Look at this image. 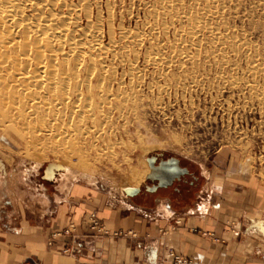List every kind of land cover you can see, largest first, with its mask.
Instances as JSON below:
<instances>
[{"label": "rangeland", "instance_id": "obj_1", "mask_svg": "<svg viewBox=\"0 0 264 264\" xmlns=\"http://www.w3.org/2000/svg\"><path fill=\"white\" fill-rule=\"evenodd\" d=\"M63 1V12L78 3ZM82 1L90 9L91 19L79 16L78 26L100 18L102 41L106 43V22L115 25V41L102 55L108 65L103 78L111 84L113 94L118 93L114 78L126 85L127 94L112 100L115 109L124 105L122 115L115 112L111 132L94 138V148L80 152L87 160L82 166L76 158L82 146L74 144L75 139L48 133L44 125L33 120L28 122L29 132H25L19 121L8 122L9 118L0 115V159L7 171L16 169L21 177L13 190L0 185V197L8 199L1 201L0 207H10L6 201L16 197L24 228L38 227L42 250L69 257L59 251L58 243L48 244L53 231L74 223L83 239L91 232L88 215L98 214V207L119 209L129 204L138 208L136 200L148 197L144 189L150 184L146 158L176 157L189 171L186 183L178 186V192L173 187L158 190L156 193L164 195L147 201L152 207L169 206L165 208L171 218L166 225L173 228L176 218H181V224L191 210L193 216L205 215L216 226H228L235 239L245 240L248 258L264 257V0ZM30 13L26 10L23 16ZM197 19L207 28L191 37L188 27ZM119 26L142 33L141 44L127 37L120 39ZM13 35L22 42L20 30H13ZM53 46L57 48L55 42ZM1 54L5 61L0 63V102L5 106L0 111L7 115L10 98L19 90L14 80L22 70L37 67L15 53L13 46ZM153 56L158 58L155 63L149 59ZM129 73L134 75L129 77ZM21 108L25 114L31 113L25 104ZM37 108L35 104V113ZM50 164H67L87 178L72 180L69 185L73 189L65 194L59 189L64 170L49 169ZM145 167L147 173L134 183L140 189L135 196L125 192L124 196L112 186L131 184ZM46 171L52 174V178L47 176L49 180L45 179ZM182 196L191 199L188 209L170 202ZM205 201L208 213L199 214L197 205ZM81 204L88 205L87 210H80ZM155 207L147 210L149 215L153 216ZM146 219L144 225L149 226L152 219ZM250 225L252 229H246ZM160 227L155 226L156 234L163 233ZM91 234L98 244L116 240ZM168 249L173 248L162 252L163 260Z\"/></svg>", "mask_w": 264, "mask_h": 264}, {"label": "bare ground", "instance_id": "obj_2", "mask_svg": "<svg viewBox=\"0 0 264 264\" xmlns=\"http://www.w3.org/2000/svg\"><path fill=\"white\" fill-rule=\"evenodd\" d=\"M77 2L75 6L72 5L74 7L70 6V11L63 12L60 10L66 5L63 0H0V63L5 61V55L1 52L7 50L8 46H13L15 53L24 56L26 62L33 61L37 67V69L19 72V79L14 80L19 90H15L10 98L11 106H9L10 110H7V115L6 112L2 113L3 109L0 115L3 118H9L8 122L19 121L23 124L25 132H29L28 122L33 120V123L38 121L44 125L48 133L53 132L65 138L75 139L74 144L82 146L76 154L82 166L87 163V160L80 152L94 148L96 144L93 141L99 135L111 132L115 112L121 116L124 107L123 104H119L118 109H115L112 100H119V95L121 93L126 95L128 91L125 88L126 85H122L118 79L114 78V81L118 83L116 86L118 93L113 94L111 84L103 78L108 65L103 62L102 55L110 51L115 41L114 23L107 19V42L103 43L104 27L101 19L96 18L91 21L90 9L82 0ZM67 9H69L68 6ZM26 10H30L31 13L23 16ZM79 16L90 18V21L87 20L82 27L78 26ZM76 27L79 29L77 30ZM206 28L207 25L203 20H194L188 27V35L195 36ZM16 29L20 30L21 43L13 35V30ZM118 32L120 39L131 38L138 44H141L144 36L138 31L131 32L121 26ZM54 42L57 48H54ZM63 47H67L65 52L62 51ZM59 56H61L60 59H58ZM149 59L153 63L158 61L155 56ZM131 73L128 74L129 77L134 75ZM23 104L27 110H31L30 114L23 112L21 108ZM35 104L38 107L36 113L33 110ZM3 106H5L4 103L0 102V108ZM97 119H99L98 125L95 122ZM54 165H57V170H60V167L64 170L60 185L58 184L61 191L65 190L72 180L81 176L87 178V174L76 173L73 167L67 164ZM52 168L54 167H49V169ZM145 173H147L146 167L141 175L133 178V182L130 180L131 184L122 186L111 184L124 195V189L127 187L139 188L134 183H139ZM46 174V179L52 178V174L47 171ZM9 175H12V171L6 176L9 177Z\"/></svg>", "mask_w": 264, "mask_h": 264}, {"label": "crops", "instance_id": "obj_3", "mask_svg": "<svg viewBox=\"0 0 264 264\" xmlns=\"http://www.w3.org/2000/svg\"><path fill=\"white\" fill-rule=\"evenodd\" d=\"M10 171H12V175L6 176L8 172L10 174ZM0 176V185L6 186L5 188H7V185L8 188L11 186V190L18 186L21 178L16 169L7 171L1 159ZM72 189L73 186L69 185L62 192L67 194ZM160 195H164V192L138 198L136 200V203H140L136 205L138 208L129 204H125V208L119 209H111L105 206L98 207L97 215L102 223L104 222L107 226L111 225L109 227L112 229H130L135 235L126 236L131 240L116 237V240H101L98 244V242H94L95 235L90 232L89 236L83 238V246L80 251L68 255L69 257L42 250L38 238V227L35 225L34 229L33 226H30V229L24 228L21 211L15 200L16 197H10L12 203L11 201H6V203L11 204V206L8 208L0 207V264H172L167 259L163 260L161 256L167 248H173L176 252H181V254L195 261L197 260L196 264H264L262 255L248 258L245 240L235 239L234 236L230 235L228 226L222 224L216 226V223H210L206 220L205 215L193 216V211L190 210L183 216L182 223L173 226V228L166 225L169 218H171L166 209L169 208L168 205L164 207L153 206L156 208V212L153 216L149 215L150 213L147 210L149 211L153 207L147 201L159 200L157 198ZM6 198L0 197V205L1 201ZM142 199L146 202H141ZM190 200L189 196H182L174 201L170 200V202L180 205L183 209H188ZM201 204L197 205V212L207 214L208 207L206 205H208V202H201ZM87 207L88 205L81 204L79 209L83 211L87 210L85 209ZM146 218L152 219L149 220V226L144 225ZM222 221L224 220L221 219L220 222ZM259 223L258 226L262 229L263 225H261V222ZM159 224L162 225L160 228L163 229V233L156 234L154 228ZM191 227L197 228L198 231L196 233L192 232ZM252 227L250 225L246 229L249 230ZM205 230L214 231L215 235L222 240L217 242L204 236L202 231ZM150 231L153 233H148ZM57 248H60L59 245Z\"/></svg>", "mask_w": 264, "mask_h": 264}, {"label": "built area", "instance_id": "obj_4", "mask_svg": "<svg viewBox=\"0 0 264 264\" xmlns=\"http://www.w3.org/2000/svg\"><path fill=\"white\" fill-rule=\"evenodd\" d=\"M174 222L175 225L180 224L181 218H176ZM88 229L94 234L96 233L112 237H126L135 235V233L130 229H108L100 222V218L95 212H90L88 215ZM159 231H163V229L160 228ZM191 231L197 232L198 229L195 227H191ZM202 234L206 237H209L213 241H221V239L215 235L214 231L205 230L202 231ZM55 243H58L60 247L59 251L61 253L70 255L80 251L83 246V239L80 237L76 225L74 223H71L65 227H62L61 229L53 231L50 234L48 244L53 245ZM166 259L172 264H196V261L194 259L177 253L173 249L167 250Z\"/></svg>", "mask_w": 264, "mask_h": 264}, {"label": "water", "instance_id": "obj_5", "mask_svg": "<svg viewBox=\"0 0 264 264\" xmlns=\"http://www.w3.org/2000/svg\"><path fill=\"white\" fill-rule=\"evenodd\" d=\"M153 156L147 157L146 161L150 167V173L146 175V178L151 180H157L158 184L153 187V189H148L153 191L157 187H166L167 185L172 184L175 178H178L180 174L188 173L186 168H181L178 163V159L176 157H170L166 160H162L159 162L157 166L153 164ZM57 167V165L50 164L49 167ZM139 188L137 187H127L124 189V192L129 195L133 196L137 194Z\"/></svg>", "mask_w": 264, "mask_h": 264}, {"label": "flooded vegetation", "instance_id": "obj_6", "mask_svg": "<svg viewBox=\"0 0 264 264\" xmlns=\"http://www.w3.org/2000/svg\"><path fill=\"white\" fill-rule=\"evenodd\" d=\"M153 157H154L153 158V164H154V166H157L160 161L167 159V158H162L160 155H153ZM178 163H179V166L181 168H186V167L182 166L180 164V162H178ZM188 174H189V171H188V173L180 174L178 178H175L173 180L172 184L167 185L166 187H157L153 191H150L148 189H153V187H155L158 184V181L157 180H151V179H149L150 184H148V185H146L144 187V189H146L147 196L156 193L158 190H166V189H168L170 187H173L176 192L180 191V188L178 186L186 183V180L184 178Z\"/></svg>", "mask_w": 264, "mask_h": 264}]
</instances>
